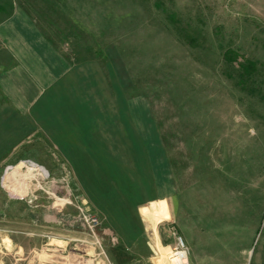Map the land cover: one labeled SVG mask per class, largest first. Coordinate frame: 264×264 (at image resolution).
<instances>
[{
    "label": "rangeland",
    "instance_id": "1",
    "mask_svg": "<svg viewBox=\"0 0 264 264\" xmlns=\"http://www.w3.org/2000/svg\"><path fill=\"white\" fill-rule=\"evenodd\" d=\"M1 71L35 88L17 113L0 95L27 122L0 189L39 187L75 229L27 228L26 264H264V0H0Z\"/></svg>",
    "mask_w": 264,
    "mask_h": 264
},
{
    "label": "crops",
    "instance_id": "2",
    "mask_svg": "<svg viewBox=\"0 0 264 264\" xmlns=\"http://www.w3.org/2000/svg\"><path fill=\"white\" fill-rule=\"evenodd\" d=\"M12 13H16V12L13 11ZM18 28H22V27L19 26L18 24ZM17 41L18 44L16 45ZM13 46L18 47L16 49V52L18 54H21L24 48L29 47V49H25V51L29 56L35 59H33L34 61L32 62H27V64L32 66L31 67L32 70H35V68H37V70L40 71V75L42 74L43 71L44 73H47L49 71V74L44 75V80L48 82L47 84L49 83L51 84L52 80H55V76H54L55 70L51 64L52 59H50L49 64L47 63L42 64L41 59L44 58V55H42L43 49L42 51L37 50L40 46H37L36 44V49H35V46H33L31 42L30 43L27 42L24 38L23 39L18 38L17 40H14ZM35 52L37 53L36 56L34 55ZM13 56H15L14 53ZM45 61L47 60L45 59ZM12 69L13 70L16 69V66H14ZM30 72L32 73V71ZM14 77L16 78V81L11 77V75L7 76L6 74H4V71H1L0 95L5 93L7 89H8L7 94H13L15 105L20 106V108L17 107L16 109L15 107L13 109L17 113L21 111L22 104L26 103L24 96H26V94H29L30 96L34 95L35 86L33 83L25 82L26 77H24L23 80H21L17 76ZM19 81L20 82L23 81L24 83V86L22 88H20L21 83ZM19 88L21 91L19 90ZM18 95H21L23 99H20ZM9 110L10 108H8V104L0 103V111H2V116H3L0 118V164L2 161H4V159L8 160L11 158L10 157L11 144L24 142L27 135L25 130L27 126V122L19 118V116L18 118L8 119V117L4 115V111L7 112ZM21 158L24 157L21 156ZM1 187L3 190L0 189V241H1L0 264H26L27 254H31L33 257L36 255L34 249L27 250V246L29 243L27 241L28 239L27 236L31 235V233H29L30 231L27 232V228L29 230H32L31 229L32 225L34 226L38 225V227L41 229L42 224L44 223L47 228L46 232L44 233L51 234L56 239L68 237L69 234L75 233V229L73 227L74 224L70 216L71 214L65 211L58 212L55 211L54 209L52 210L51 207L53 203L50 206V208L45 207L47 209L46 211L47 213H45V215L41 214L43 213L42 208L44 206L40 198L41 189L39 187L34 186L33 190H31L30 187H23V188L20 187L19 190L21 191L18 192L16 196H22L23 197L22 200L17 199L15 195L14 197L10 195L11 193L10 188L7 187L5 184L4 185L2 184ZM24 189H27L28 192L25 193ZM32 200L34 202L36 201L37 203L35 202L34 205H30L33 202ZM26 208H28V210L31 213L29 216H26V210H27ZM37 208H39L40 210L39 212H37L38 211ZM147 212L150 213L149 216H151L152 220L155 221L152 215L151 204ZM36 214H38V216ZM99 230H101L100 231L101 234L104 232L103 227H100ZM38 235L40 236L41 234L38 233Z\"/></svg>",
    "mask_w": 264,
    "mask_h": 264
},
{
    "label": "built area",
    "instance_id": "3",
    "mask_svg": "<svg viewBox=\"0 0 264 264\" xmlns=\"http://www.w3.org/2000/svg\"><path fill=\"white\" fill-rule=\"evenodd\" d=\"M68 203H71L69 199H68ZM83 205L84 203L75 205V207L78 210L77 216L82 221L84 227L87 228L89 232L92 234V236L94 237V242L97 243L100 248H102V244L100 240L97 238V234H96V230L100 225L99 218L96 215L91 214L89 212V208L86 207L85 209ZM175 250L178 251V249H175Z\"/></svg>",
    "mask_w": 264,
    "mask_h": 264
},
{
    "label": "bare ground",
    "instance_id": "4",
    "mask_svg": "<svg viewBox=\"0 0 264 264\" xmlns=\"http://www.w3.org/2000/svg\"><path fill=\"white\" fill-rule=\"evenodd\" d=\"M160 257H162V258H160ZM160 257L157 258V259H159V262H158L159 264H187V262H188L186 251H184V250L176 251L170 255H166V256L163 255ZM156 260L154 262L157 263Z\"/></svg>",
    "mask_w": 264,
    "mask_h": 264
}]
</instances>
